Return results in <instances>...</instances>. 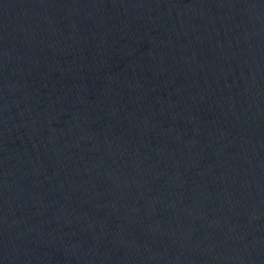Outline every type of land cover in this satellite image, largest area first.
<instances>
[{
    "label": "water",
    "instance_id": "water-1",
    "mask_svg": "<svg viewBox=\"0 0 264 264\" xmlns=\"http://www.w3.org/2000/svg\"><path fill=\"white\" fill-rule=\"evenodd\" d=\"M0 264H264V0H0Z\"/></svg>",
    "mask_w": 264,
    "mask_h": 264
}]
</instances>
